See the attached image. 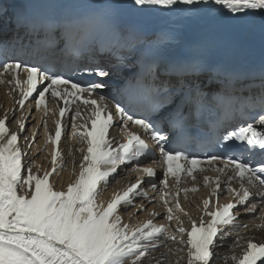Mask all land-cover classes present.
<instances>
[{"label":"snow or ice","instance_id":"snow-or-ice-1","mask_svg":"<svg viewBox=\"0 0 264 264\" xmlns=\"http://www.w3.org/2000/svg\"><path fill=\"white\" fill-rule=\"evenodd\" d=\"M222 6L228 14L233 17L237 25H249L250 17H258L259 29L264 35V0H129V7L135 11L143 12L155 10L156 6L166 11L177 10L189 17H196L210 5ZM7 9L0 6V27L7 24L4 19ZM102 18L92 14L85 18V22H99ZM18 26L23 22L18 17ZM52 25H48L49 31ZM0 67L3 71L12 73V79L8 83L15 84L20 90L21 98L16 101L21 108L33 93L38 92L35 98L37 110L41 106L46 108V93L51 97L64 101L65 107L59 108V115L65 116L68 112L67 105L81 100V93H88L89 97L96 89L106 87L103 80H93L86 88H81L78 83L64 77V73L55 70L54 67L36 63L28 66L27 62L16 61L4 62ZM173 70L183 73L188 70L187 65H171ZM26 73V79L18 78V70ZM83 71L98 77H107L109 72L101 65L85 66ZM2 82V81H0ZM262 88H264V76H262ZM71 84V90L67 87ZM42 86V87H38ZM72 98L71 100L69 98ZM105 97L98 100L83 99L82 103L93 106L91 114L85 118L79 109L76 110L72 119L73 136L79 139L86 147L80 163V171L75 179L67 185L66 190L56 191L49 183V177L55 172H46L42 177L33 173L32 168L25 165L22 157L27 154L21 150L18 144V133L9 132L6 126L7 114L0 118V264H142L143 258L158 246L159 237L167 229L165 225H156L148 220L141 225L130 226L123 223L117 214L118 207L130 206L135 197L147 198L142 191L140 179L130 184L123 192H116L113 198L105 205L103 201L97 202L100 195V187H106L110 179H115L121 165L132 161L139 162L141 157H147L150 152L145 140L137 133L128 132L127 140L113 147L115 140L108 139V130L113 125V114L109 111L107 104L103 103ZM257 102L260 106L259 118L255 124L264 125V90L258 96ZM116 115L124 122V131L127 123L131 122L139 126L145 132H151L152 139L157 142L165 165V179L161 181L165 188L168 187L167 178H175L176 192H163L160 199L166 209V218L171 221L178 217L173 216V207H168L169 200H175V211H183L179 203V193L196 191L195 187L181 188L180 181L186 174L189 177L199 168L198 161L189 159L184 154L183 148L166 147L170 143L168 137L161 134V130L152 121L143 118H135L134 115L120 106L116 105ZM84 121L76 123L77 119ZM19 132L25 130L23 118L17 120ZM91 125L89 128L88 125ZM61 121H56L55 137L51 138L56 145L62 136ZM35 134H33L34 138ZM7 137V139H5ZM27 143L28 138L25 137ZM225 142L241 141L247 146L243 150L251 152L258 146L264 153V131L257 130L253 123H247L246 127L234 129L223 137ZM165 143L161 144L160 142ZM229 147V144H225ZM84 151V150H80ZM60 155L54 149L52 163L55 166L57 157ZM241 155H233L224 159V167L218 168V173H224L231 168L232 175L227 180H239V188L228 187V191L235 197V202L218 205L217 210L206 212L211 219L205 223L201 218L200 225L192 222L190 231L183 227H177L176 233L181 236L177 241L175 234L167 235L165 245L168 241L178 242L188 246L187 264H212L215 258V247L224 242L227 234L225 229L230 226L232 230H239L248 225L236 223V213H254L257 210L255 203H249L250 197L254 200L256 196L261 201V223L256 225L264 228V162L259 167H250L251 161L241 159ZM219 159L213 155L208 163L212 164ZM184 163L181 164L180 161ZM191 165V166H189ZM26 168L28 175H22V169ZM136 171L144 173L147 177L155 176L153 168H136ZM205 185L210 182L209 177L204 178ZM153 190L156 184L148 181ZM27 186V191L18 194V188ZM221 187L219 176L216 177V188L213 195L219 194ZM256 192H252V188ZM187 196H185V199ZM210 201L203 200L204 208L207 209ZM243 206L238 208L237 206ZM143 205L137 211L142 210ZM126 211L127 208L125 207ZM151 215L155 216L156 213ZM187 235V239L182 237ZM219 238V240L217 239ZM240 238L237 237L236 243ZM264 258V243L247 242V248L241 255H233V264H257L258 260Z\"/></svg>","mask_w":264,"mask_h":264},{"label":"bare ground","instance_id":"bare-ground-1","mask_svg":"<svg viewBox=\"0 0 264 264\" xmlns=\"http://www.w3.org/2000/svg\"><path fill=\"white\" fill-rule=\"evenodd\" d=\"M129 1V0H128ZM0 6L4 7L3 0H0ZM130 8V7H129ZM130 10L133 11V15H138L143 20H145L148 26H157L163 24H173L174 20L181 16L183 13L177 10L173 11H166L160 6H156L155 10L149 11H135L132 8ZM227 13V10H225ZM8 16V10L4 18ZM258 17H250L249 18V25L240 26L234 22L230 24V30L235 33L236 35H241L243 33V27L247 28L246 34L249 37H257L262 41V49H264V35H262L259 26H258ZM7 98H5V93L0 90V104L7 103ZM3 109L0 108V115H2ZM12 116H16L15 112H12ZM7 139V137H5ZM38 146H30L29 151L26 152L28 145L27 144H20L21 150L25 152L27 155L25 156V165L32 168V171L37 176H43L48 171V160H49V153L48 150L41 149L42 141L39 140ZM21 143V142H20ZM80 147H77L75 150H70L67 144H64L62 150L60 151V155L57 158L56 162V171L52 176V185L54 190L56 191H64L67 188V185L72 182L76 175L80 170V163L82 160V151H80ZM22 175L27 176L28 172L26 168L22 169ZM27 186L25 185L23 189L18 188V194H23L27 191ZM113 192V188L109 187L107 191L104 193L100 192V195L97 198V202L103 201L104 204L106 200L111 196ZM190 212H193V209H190ZM158 214V212H155ZM147 217L154 220V222L161 221L162 223H166L167 220L163 218H159L158 220L154 218L153 215L147 216L143 215L140 217L139 221L138 218L133 217L129 221L130 226H134L137 223H142L147 220ZM180 223L183 221V217L180 218ZM168 223V234L172 235L175 234L177 236V241L181 239V236L176 233V226L179 224L177 220H171ZM184 239V236L182 237ZM240 240L239 243H225L221 242L217 248L216 252L218 254V258L216 261H213L212 264H233L231 257L233 255H241L244 250L247 248V242L251 240L254 243H260L264 240V231L257 230V229H248L247 231L243 232L239 236ZM180 249L183 250V253H180ZM185 244L181 245L178 242H171L167 244L166 247L160 248L156 253H148V255L143 258L142 264H187V256L185 253Z\"/></svg>","mask_w":264,"mask_h":264},{"label":"rangeland","instance_id":"rangeland-1","mask_svg":"<svg viewBox=\"0 0 264 264\" xmlns=\"http://www.w3.org/2000/svg\"><path fill=\"white\" fill-rule=\"evenodd\" d=\"M180 253H183V250L182 249H180Z\"/></svg>","mask_w":264,"mask_h":264}]
</instances>
